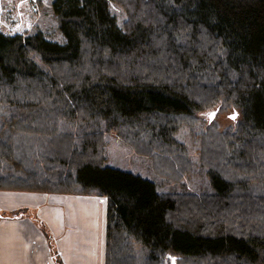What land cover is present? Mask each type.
<instances>
[{
  "label": "trees",
  "instance_id": "trees-1",
  "mask_svg": "<svg viewBox=\"0 0 264 264\" xmlns=\"http://www.w3.org/2000/svg\"><path fill=\"white\" fill-rule=\"evenodd\" d=\"M39 6L0 0V189L104 196V264H264V194L209 160L212 191L186 198L103 163L108 133L187 161L179 123L219 103L239 115L221 159L264 168V0H52L63 41L29 32Z\"/></svg>",
  "mask_w": 264,
  "mask_h": 264
},
{
  "label": "rangeland",
  "instance_id": "rangeland-1",
  "mask_svg": "<svg viewBox=\"0 0 264 264\" xmlns=\"http://www.w3.org/2000/svg\"><path fill=\"white\" fill-rule=\"evenodd\" d=\"M39 1V11L34 20V26L29 32H34L38 28L44 32L48 39L63 41V35L57 28V20L51 8L52 0ZM109 8L111 13L116 16L118 24L121 25L126 19V14L123 9L112 1L109 2ZM236 111H238L237 108L232 105L224 107L220 106L218 103L212 107L199 110L195 121H182L179 123L175 135L177 139L183 143L186 153H184V156L181 155L178 158L187 157L192 162V167L186 173L182 174L179 170L186 168L185 165L189 163L188 159L187 161H178L177 164V162H173L172 157L162 156L160 150L156 151L153 149L151 152L147 147L142 148L141 150L143 151L146 150V152H151L152 158L149 159L147 155L137 153L134 147L121 140L114 133H108L107 143L103 151V163L105 165L129 169L143 176L152 177L156 180L157 189L159 191L177 192L178 194L180 193L182 197L186 198L187 193H201L204 190L212 191L209 183V171L207 167L202 164L209 160L215 166L219 167L225 177L237 181V183H241V185L239 184L241 188L236 192L243 194L250 193V195H258L261 197L264 194V168L261 170L255 169L251 173H248V169L246 168L248 161L252 167L254 166V164H252L253 162H250L254 158L250 159L247 157L248 160L232 156L234 163L240 166L235 165L237 166L236 168H234V163L232 161H224L221 159L225 153L226 147L223 144L220 134L225 129L235 127L237 119L239 118ZM210 113H214V117L210 116ZM205 147H208L211 153L206 154L205 151H203ZM229 150L233 151L232 147H230ZM216 152H218V155H215ZM162 157L166 162V166H164L166 168L158 169L155 164H158ZM211 163L209 165H211ZM254 206L255 205H242V207H245L244 210L252 211H254ZM21 207L24 206H19L11 210L0 208V218H10L12 212L15 213L18 209H21ZM190 207H188V209L194 212L195 209ZM24 216L31 219L33 216L36 217V220H39L42 233L43 230L45 232L48 231L50 236L54 238L48 222L37 213L36 208L29 206ZM184 216L187 217V215ZM11 217L13 218L14 216Z\"/></svg>",
  "mask_w": 264,
  "mask_h": 264
},
{
  "label": "crops",
  "instance_id": "crops-1",
  "mask_svg": "<svg viewBox=\"0 0 264 264\" xmlns=\"http://www.w3.org/2000/svg\"><path fill=\"white\" fill-rule=\"evenodd\" d=\"M34 207L48 222L62 264H104L106 199L101 195L0 189V208ZM0 264H56L38 224L0 218Z\"/></svg>",
  "mask_w": 264,
  "mask_h": 264
},
{
  "label": "snow or ice",
  "instance_id": "snow-or-ice-1",
  "mask_svg": "<svg viewBox=\"0 0 264 264\" xmlns=\"http://www.w3.org/2000/svg\"><path fill=\"white\" fill-rule=\"evenodd\" d=\"M209 115L214 117L215 114L214 113H210Z\"/></svg>",
  "mask_w": 264,
  "mask_h": 264
}]
</instances>
